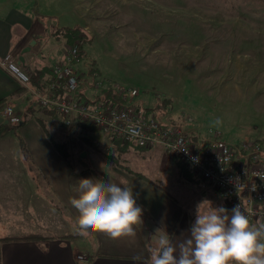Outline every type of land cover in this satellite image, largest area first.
Segmentation results:
<instances>
[{
  "label": "rangeland",
  "instance_id": "obj_1",
  "mask_svg": "<svg viewBox=\"0 0 264 264\" xmlns=\"http://www.w3.org/2000/svg\"><path fill=\"white\" fill-rule=\"evenodd\" d=\"M36 5L54 18V26L73 27L76 21L83 29L85 55L73 67L88 88L99 80L136 90L132 105L192 129L200 141L217 132L234 149L264 142V0H37ZM163 100L166 107L153 110ZM67 131L69 158L86 151L101 158H171L160 148L124 151L113 145L106 152L93 143L100 137L87 138L76 126ZM107 139L106 144L118 142ZM199 191L195 182V216L197 205L207 201ZM207 210L203 204L201 212Z\"/></svg>",
  "mask_w": 264,
  "mask_h": 264
},
{
  "label": "crops",
  "instance_id": "obj_2",
  "mask_svg": "<svg viewBox=\"0 0 264 264\" xmlns=\"http://www.w3.org/2000/svg\"><path fill=\"white\" fill-rule=\"evenodd\" d=\"M36 1L0 0V60L11 54L27 74L45 68L48 73L41 82L45 83L52 67L65 56L66 43L55 32L72 27L54 26L50 23L54 18L38 10L39 15H35ZM74 26L81 27L76 21ZM31 41L35 45L22 54ZM84 86L83 95L90 96L91 89ZM4 103L13 107L20 122L0 125V264H146L159 236L167 232L178 243L189 234L198 199L195 182L200 184L191 175L185 178L174 158H101L93 151L69 158L68 128L54 111L39 108L0 68V106ZM74 126L87 138L105 139L89 124ZM186 130L198 141L192 129ZM103 140L93 143L106 152L113 145H123ZM132 148L121 147L124 151ZM101 163L109 168L102 171ZM101 176L105 182L133 190L137 205L143 209L142 224L135 226L134 237L113 241L104 234L83 237L73 231L77 212L70 198L77 195L79 179ZM198 194L212 205L226 208L216 192L201 188ZM35 234L41 236L36 242L3 241ZM78 256L84 260H77Z\"/></svg>",
  "mask_w": 264,
  "mask_h": 264
},
{
  "label": "built area",
  "instance_id": "obj_3",
  "mask_svg": "<svg viewBox=\"0 0 264 264\" xmlns=\"http://www.w3.org/2000/svg\"><path fill=\"white\" fill-rule=\"evenodd\" d=\"M78 44V43H77ZM63 61L54 65L50 77L34 86L11 54L0 60V68L32 96L41 109H49L59 117L65 128L89 124L102 137L144 150L160 148L199 181L204 191H214L226 209L241 205L250 222L264 223V142L244 143L234 149L222 141L217 132L202 141L193 140L177 123L162 120L157 113H146L131 104L136 90L120 85L98 82L90 84V96L83 95L84 78L73 65L80 61L77 46H66ZM111 91L123 104L105 98ZM0 117L9 125L20 122L9 103L0 106ZM187 118L186 123L190 124ZM255 185V190L252 186ZM77 260H84L78 256Z\"/></svg>",
  "mask_w": 264,
  "mask_h": 264
},
{
  "label": "clouds",
  "instance_id": "obj_4",
  "mask_svg": "<svg viewBox=\"0 0 264 264\" xmlns=\"http://www.w3.org/2000/svg\"><path fill=\"white\" fill-rule=\"evenodd\" d=\"M99 167L102 171L109 168L103 163ZM252 188L255 190L254 184ZM76 191L77 195L70 198L77 212L72 224L76 234H104L113 241L136 235L135 226L142 224L143 209L131 188L81 178ZM205 202L208 210L201 212ZM188 233L178 243L167 232L159 236L146 264H264V223L252 224L241 205L229 212L223 206L213 207L209 201L198 204Z\"/></svg>",
  "mask_w": 264,
  "mask_h": 264
},
{
  "label": "trees",
  "instance_id": "obj_5",
  "mask_svg": "<svg viewBox=\"0 0 264 264\" xmlns=\"http://www.w3.org/2000/svg\"><path fill=\"white\" fill-rule=\"evenodd\" d=\"M33 12L35 15H39L36 8L33 9ZM55 33L61 35L62 39H64V43H66L65 44L66 46L68 47L77 46V53L80 54V56L82 57L85 55V52L83 50L85 40H83V29H81V27L74 26L72 28H60V29H57ZM47 73L48 71L45 68H43V70L40 69L38 72H31L30 79L32 83L35 84V86H39L40 83L42 82L43 77ZM103 96L105 98L112 99V101H114L115 103L123 104V102L121 101V98L119 96H116V94H113V92L111 91H103ZM166 104H167V101L163 100L161 103L155 105V107H153L154 108L153 110L162 111L166 107ZM123 146H125L126 148L128 147V145H125V144H123ZM54 147L57 148L58 147L57 144H54ZM136 149L140 150V148H136ZM141 150H144V149H141ZM180 170L182 171L183 176L185 178L190 177L188 170L185 169L183 166H181ZM40 239H41V236H38L35 234V235L26 236L22 239H11L9 237L3 238V241H35L36 242V240H40Z\"/></svg>",
  "mask_w": 264,
  "mask_h": 264
},
{
  "label": "water",
  "instance_id": "obj_6",
  "mask_svg": "<svg viewBox=\"0 0 264 264\" xmlns=\"http://www.w3.org/2000/svg\"><path fill=\"white\" fill-rule=\"evenodd\" d=\"M34 45H35V42H34V41H31V42L28 44V46L25 48V50L23 51L22 54L27 53V52L30 50V48L33 47ZM19 59H20V62L23 63V61H24L23 56H21V58H19ZM8 124H9L8 120H5V119H3L2 117H0V125H4V126H6V125H8Z\"/></svg>",
  "mask_w": 264,
  "mask_h": 264
}]
</instances>
